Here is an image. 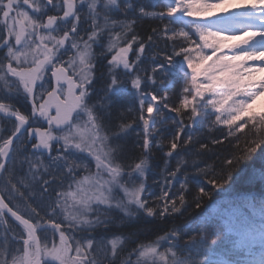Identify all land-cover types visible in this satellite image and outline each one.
Here are the masks:
<instances>
[{"label":"snow or ice","instance_id":"snow-or-ice-1","mask_svg":"<svg viewBox=\"0 0 264 264\" xmlns=\"http://www.w3.org/2000/svg\"><path fill=\"white\" fill-rule=\"evenodd\" d=\"M157 3L163 10L147 12L139 5L136 13L132 0H58L56 4L53 0H0V51L6 49L0 56V82L10 94L8 99L31 101L29 115L3 102L0 113L14 118L11 136L26 133L32 138L18 140L12 155L11 137L0 144V223H6L4 217L10 213L23 226L19 237L22 246L15 249L17 254L6 249L9 238L0 233V264H264V201L259 207L253 201L247 202L251 217L233 212L215 222L214 217L202 215L195 227L172 228L154 242L139 244L123 260V249L117 251L123 243L120 237L110 241L111 255L104 262H98L94 256L104 245L103 238L97 241L92 233L116 223L110 215L113 209L128 218L142 213L161 220L174 213L183 216L182 209H199L205 199L211 204L216 190L223 189L225 183L231 185L238 166L255 158L258 152L264 157V111L254 108L264 96V76L260 75L264 73V0H251V9L245 11H230L233 0ZM50 7L62 11V15H48ZM118 15L123 18H117ZM145 16L161 22L167 20L162 28H153L152 35L147 36L149 47L161 36L171 42L165 45L171 51L164 52L162 61L153 57L151 75L140 67L145 42L138 43L135 60L129 62L128 53L137 39L134 32L131 42L119 47L122 34L126 38L137 19ZM237 35L244 37L241 44H230ZM94 46L99 52L94 51ZM226 48L233 55L225 54ZM113 49L118 50L107 61V73H100L101 79L106 78L100 89L103 95L93 101L96 61ZM73 51L67 60L63 58ZM169 76L183 81L178 106L169 105L167 89L171 85L164 84ZM53 78L55 87L51 84ZM125 78L139 100L138 115L133 119L136 128L133 123H126L113 131V98L126 91ZM45 92L47 99L43 98ZM169 120L173 130L165 146L164 125ZM37 124L40 126H32ZM205 124L226 125L225 139L245 128L251 133L245 135L243 147L235 145L236 151L224 158L218 172L215 168L209 171L207 165L201 167L195 159L208 150L207 143L194 139L195 129ZM25 125L29 128L21 133ZM130 133H135L134 147L140 153L134 163L127 162L121 143ZM240 139L236 136V141ZM28 143L36 159L25 156L19 162L28 165L27 173L21 176L23 169L17 166V154ZM197 143L198 149L188 147ZM156 151L164 155L165 175L162 194L150 203L145 188ZM42 156L47 157L48 165ZM172 160L174 168L170 167ZM36 166L42 167L43 172ZM50 167L56 171H50ZM189 167L194 169L192 175L188 173ZM45 175L50 179H45ZM174 182L179 183V188L173 191ZM190 183L192 189L188 188ZM65 187L67 191L58 190ZM186 192L191 204L185 199ZM37 194L39 202L35 199ZM30 198L36 207L28 203ZM17 199L23 200L22 210L29 219L19 214L18 205L13 204L17 211L9 207ZM33 219L36 223H32ZM188 233L191 235L182 244L181 239ZM77 234H83L84 244ZM233 235L239 237L236 247L246 250L251 259L224 258L222 245ZM161 241L167 242L163 252L158 251ZM257 244L261 247L258 256L253 251Z\"/></svg>","mask_w":264,"mask_h":264},{"label":"trees","instance_id":"trees-1","mask_svg":"<svg viewBox=\"0 0 264 264\" xmlns=\"http://www.w3.org/2000/svg\"><path fill=\"white\" fill-rule=\"evenodd\" d=\"M132 3L134 5L136 13H138L139 5H143L145 11L147 12H158L163 10L162 6L157 3V0H132ZM117 18L122 19L123 17L118 15ZM186 19L192 18L186 17ZM166 23L167 20L161 22L155 17L145 16L142 19H137L136 23L132 25V31L127 32L126 38L122 34L121 37H123V45H126L127 42H131V36L133 32L136 34L137 37L136 42L132 43V49L130 50L131 62L135 60V54L137 53L138 43L140 42H145V52L140 54V64H145L147 66L154 64L153 57L156 61L163 60L164 52L171 51V48L169 47L166 49L165 45L166 43L170 45L171 42L167 40V37L161 36L159 40L154 42L153 46L149 47L147 43V36L152 35L153 28L160 29ZM117 31H119V29H117ZM164 84L171 85V87L167 89L170 107L178 106L180 102L179 98L180 92L183 87V81L179 80L177 77L169 76L165 79ZM155 86L159 87V85ZM126 96L133 97V89L129 88V90H127L126 92ZM115 98H113L110 120L113 126V131H118L119 126L121 124L133 123V119L137 117L133 111L137 110V107L131 109V107H127V103H125L124 105H118L119 103L115 104V102L120 97H117V99ZM189 99H191V97H189ZM10 104H15V102L10 100ZM129 109H131V112L128 111ZM170 115L175 116L176 114L170 113ZM153 117H156V113ZM240 123L243 122L241 121ZM249 127H251V125H249ZM13 128V120L0 115V144H2L5 139L12 137L11 133ZM133 128H136L135 123H133ZM222 128L224 129V132L220 133V129ZM164 129L165 131L162 143L167 146L171 138L170 134L173 130V125L170 120L167 121V123L164 125ZM246 134L248 136H251L249 128H245L242 132H237L235 136H230L225 139L224 136L227 135L226 125H201L199 128L195 129L194 139L198 140L200 143H207L208 150H205L206 155L195 157V159H197L201 167L207 165L209 171L215 168L218 172L220 170V165L222 164L224 158L228 157L230 153H234L236 151L235 145L238 143L240 147H243L244 138ZM236 136H239L241 139L239 141H236ZM181 138L183 139V136ZM214 139H219L222 142L218 144H213L212 141ZM19 140H24V137L21 136ZM135 140V133H130L124 141H121V143L125 146V150L128 156V163L138 162L135 158L139 156L140 153L139 150L134 147ZM17 146L18 141L16 142L14 149ZM188 147L190 149H198L199 143L195 145L189 144ZM262 148H264V145H262ZM166 150L167 147H165V151ZM177 151H180V149H178ZM31 153L32 151L30 150V148L23 147L21 152L17 154V166L18 168L22 167L23 169L19 173L21 176L27 173L28 165L27 163H23L21 165L19 162L23 161L25 156H29L32 160H35L36 157L32 156ZM173 155L175 156V153ZM41 159L43 160L45 165L49 164V161L45 157L42 156ZM164 159L165 158L163 153L160 151H156L151 161V171L147 174L145 188L146 194H150L148 196L150 203L155 201L156 197L162 194L163 176L165 175V173L163 172ZM36 167L39 171L43 172L42 167ZM170 167H175V160L171 161ZM50 171L55 172L56 170L50 167ZM193 172L194 169L189 167V175H192ZM57 175L59 174L57 173ZM177 176L180 182H183V177L181 176V174L178 173ZM44 178L50 179V177H48L47 175H45ZM156 181H160V183H157ZM171 187L174 191L179 188V183L174 182ZM208 187L209 189H211L210 185ZM188 188H193L191 183L188 184ZM21 191L24 192L25 190L21 188ZM27 195L28 193L25 192V196ZM169 195H172L171 191L169 192ZM35 199L37 202H39L40 197L38 194ZM185 199L189 204H191V197L188 195L187 192L185 193ZM248 201H253L257 204V207H259V203L261 201H264V157H261L259 152L255 156V158L249 160L246 164L242 166H238V168L234 170V176L231 185L229 186L227 183H225L223 189L216 190L212 195L211 204H209L208 199H205L202 202L201 208L196 209L194 207H188L186 211L182 209V212H185L183 216L174 213L171 216H166L163 220L154 217L149 218L146 216V214L142 213L141 215H137L134 221L124 220L118 223V225L121 224L120 226L112 224L106 229H97L94 233H92V235H94L96 239L100 237H110L117 235L122 236L126 241L125 247L120 256L121 260H123L126 259L128 257V254L132 252L133 249H136L139 244H147L154 242L155 240H157L158 237L164 236L172 228L183 229L185 225H191L192 227H195L196 221L202 215L214 217L215 222H219L220 218L229 215L233 212H238L243 216L251 217L252 213L246 207ZM28 203H31L32 207H36V203L33 202L31 198L28 200ZM13 204L18 205L21 209L19 213L29 219V217L26 216L24 214V211L22 210L25 206L22 199L14 200L13 203L9 205L13 207ZM177 206H179V202H177ZM13 209L15 211L18 210L17 207H13ZM41 216H44L43 212H41ZM4 220L6 221V223H0V233L7 235L9 238L8 243L6 245V249L8 251H12L13 254H17L15 253V249L22 246V240H20L19 237L20 233L22 232L23 226L20 225V223H18L14 219L10 218L8 215H5ZM46 220L47 217H45V221ZM45 221H41V223H45ZM32 222L36 223V220L33 219ZM4 229H11V231L4 232ZM37 231L39 234V229ZM189 235H191V233H188L186 236H183V238L181 239L182 244L184 240L188 238ZM238 240L239 237L233 235L228 237V239L223 243L221 251L225 253V259H239L241 261H244L252 258L248 255L246 250L236 247ZM163 242L167 244L166 241ZM253 251L258 256L261 251L260 245L257 244ZM132 259L135 260L136 256L133 255Z\"/></svg>","mask_w":264,"mask_h":264},{"label":"rangeland","instance_id":"rangeland-1","mask_svg":"<svg viewBox=\"0 0 264 264\" xmlns=\"http://www.w3.org/2000/svg\"><path fill=\"white\" fill-rule=\"evenodd\" d=\"M33 1L37 2V0H33ZM249 9H251V0H233V3L231 5H229V10L230 11H245V10H249ZM253 31H255V29H253ZM122 39H123V37H121V39L119 41V47L126 46V45H123L124 43H123ZM243 39H244L243 36L237 35L234 39L230 40L229 43L233 44V45H238V44H241V41ZM105 43H107V41H105ZM117 50L118 49H113V52L112 53H108L106 56L115 54V51H117ZM94 51H97L95 49V46H94ZM224 52H225V54H227L229 56L233 55V51L230 50V49L226 48L224 50ZM128 59H129V62L132 63L130 61V51L128 53ZM209 63H211V62H209ZM249 63L250 64H254L255 62H249ZM154 66H155L154 64H151L150 66H147L145 64L144 65L140 64V67L142 69L146 70L148 75L152 74L151 70H152V68ZM118 71H120V70H118ZM133 71H136V69H133ZM140 75L143 76L144 72L142 71L140 73ZM260 75L264 76V73H261ZM125 79H126V82H127V78H125ZM142 87H143V80H142ZM154 87H156V86L154 85ZM129 88H131V85L126 83V90H129ZM131 89H133V88H131ZM133 91H134V96L133 97H126V103H127V107L128 108L131 107V109H133V108L137 107V110L133 111L136 114V116H137L138 115V109H139V100L137 98L136 90L133 89ZM115 99H117V97ZM114 101H116V100H114ZM254 108L256 109V111H264V96L260 97L256 101V103L254 105ZM152 115L154 116L155 112ZM145 116H147V113H145ZM53 154H55V153H53ZM43 157H45L47 159L46 156H43ZM91 170L93 172L95 171L94 161L92 163V169ZM67 190L68 189L66 187L64 189H62V191H67ZM69 203H71V201H69ZM94 207H95V205H94ZM103 210H104L103 206H101V212H103ZM110 215L116 221V223H114V225L116 224V226L121 221H124V220H126V221H134L135 218L137 217V215L133 216L131 218L125 217L122 212H120L118 210H115V209H113L111 211ZM139 215H141V214H139ZM101 218H104V217L102 216ZM120 225H118V226H120ZM98 229H100V228H98ZM81 236H83V235L82 234H77V239H80L81 240V244H84L85 241L81 238ZM117 237H120L123 240V243L121 245H119L118 249H117L118 252H121V249H124L125 242H126L122 236L117 235V236L97 238V241H99V240H101V238H103V245H104L103 248L99 252L94 253V256H95V258L97 259L98 262H104L105 261V257L111 255V252H110L111 243H110V241L112 239L117 238ZM94 247H96L95 243H94ZM165 248H166V244L163 241H161V244H160V246L158 248V251L163 252V251H165ZM121 254H122V252H121Z\"/></svg>","mask_w":264,"mask_h":264},{"label":"flooded vegetation","instance_id":"flooded-vegetation-1","mask_svg":"<svg viewBox=\"0 0 264 264\" xmlns=\"http://www.w3.org/2000/svg\"><path fill=\"white\" fill-rule=\"evenodd\" d=\"M33 3H36V1H33ZM42 2V0H41ZM53 3L56 4L58 3V0H53ZM29 11V15H32V11L30 9H26ZM48 15H62V11L60 12H57L56 10H53L51 9V7L49 8L48 10ZM44 22H46L47 20V17L45 16L44 18ZM82 20H83V16H82ZM59 23V21L57 22ZM25 24H27V22H25ZM41 31H43V29H41ZM5 36H7V30L5 29V32H4ZM14 40V37L12 38V40H10L9 42H13ZM49 47H51V44H49ZM97 51L96 52H99V49L95 48ZM6 49L0 51V56L3 55V52H5ZM74 54V51L73 52H69L67 55H65L63 58L65 60H67L69 58V56H72ZM41 58H43L41 56ZM111 58V55H108L106 57H100L97 59L96 61V70H95V76H96V79L94 80V85L96 87V93L93 94L92 96V100L93 101H96L97 99H99V97H101L103 95L102 92H100V89L103 88L106 84V78L105 79H101L100 78V73H107V68H108V64H107V61L108 59ZM23 60V58H22ZM13 66H16L15 65V62H13ZM71 74V72L69 73ZM14 79V78H12ZM51 84H52V87H55V79L53 78L52 81H51ZM126 92L127 90L121 94V96H119L120 98L115 102V104L119 103L118 105H124L126 103ZM10 94L7 93L6 90L3 89V85H2V82H0V96H3L5 97L4 99H0V102H3V103H6V104H10V100L11 101H14L15 104H10L12 106V109L13 110H19L22 114L24 115H29L30 114V110H31V101H25L21 98H16V99H8L7 97L9 96ZM44 99H47V92H45L44 94ZM61 99H63V97H61ZM29 125H31V120L29 121ZM29 125H27V128H29ZM33 127H39L40 125L37 124V125H32ZM26 128V129H27ZM25 133V132H24ZM24 137V140L27 138L28 140L31 139V137H27V134L25 133V135H23ZM25 147L27 148H30V150L32 151L31 149V144L28 143ZM48 160V159H47Z\"/></svg>","mask_w":264,"mask_h":264},{"label":"water","instance_id":"water-1","mask_svg":"<svg viewBox=\"0 0 264 264\" xmlns=\"http://www.w3.org/2000/svg\"><path fill=\"white\" fill-rule=\"evenodd\" d=\"M0 115L1 116H3V117H6V118H9L8 116H7V114H5V113H0ZM10 119V118H9ZM12 120H14V118H11ZM27 128V125H25V128H22L21 129V133H24L25 132V129ZM21 134L20 133H17L16 134V136H12L11 138H12V141H13V143H12V145L10 146V149H9V155H11V152H12V150L14 149V147H15V144H16V142L21 138ZM32 139V138H31ZM30 139V140H31ZM6 166H7V164H6ZM9 207H11L10 205H9ZM13 211H15L14 209H13ZM20 214V213H19ZM6 215H8L10 218H12V219H14L15 220V218L14 217H11V214L10 213H6ZM21 215V214H20ZM25 219H27L26 217H24ZM16 221V220H15ZM18 223H19V221H17ZM33 223V222H32ZM37 234H38V231H37Z\"/></svg>","mask_w":264,"mask_h":264}]
</instances>
